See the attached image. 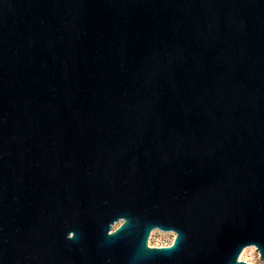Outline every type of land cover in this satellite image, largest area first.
Returning <instances> with one entry per match:
<instances>
[{
	"label": "water",
	"instance_id": "95a60500",
	"mask_svg": "<svg viewBox=\"0 0 264 264\" xmlns=\"http://www.w3.org/2000/svg\"><path fill=\"white\" fill-rule=\"evenodd\" d=\"M249 245L264 258V0H0V264Z\"/></svg>",
	"mask_w": 264,
	"mask_h": 264
},
{
	"label": "rangeland",
	"instance_id": "374dc122",
	"mask_svg": "<svg viewBox=\"0 0 264 264\" xmlns=\"http://www.w3.org/2000/svg\"><path fill=\"white\" fill-rule=\"evenodd\" d=\"M171 234H172L171 232L163 231L159 229L152 230L148 242L152 246L168 244L172 239ZM239 258L244 259L250 262L251 264H264V258L260 256L259 251L256 249V246L254 245L246 246L241 252Z\"/></svg>",
	"mask_w": 264,
	"mask_h": 264
},
{
	"label": "flooded vegetation",
	"instance_id": "af4514ba",
	"mask_svg": "<svg viewBox=\"0 0 264 264\" xmlns=\"http://www.w3.org/2000/svg\"><path fill=\"white\" fill-rule=\"evenodd\" d=\"M171 233H172V232H171ZM171 235H172V239H171V241H170L169 243H171L172 240H173V238H174V234L172 233ZM169 243H168V244H169Z\"/></svg>",
	"mask_w": 264,
	"mask_h": 264
},
{
	"label": "bare ground",
	"instance_id": "6f19581e",
	"mask_svg": "<svg viewBox=\"0 0 264 264\" xmlns=\"http://www.w3.org/2000/svg\"><path fill=\"white\" fill-rule=\"evenodd\" d=\"M246 249H247V248H246ZM246 249H245V250H246Z\"/></svg>",
	"mask_w": 264,
	"mask_h": 264
},
{
	"label": "built area",
	"instance_id": "2783aa9c",
	"mask_svg": "<svg viewBox=\"0 0 264 264\" xmlns=\"http://www.w3.org/2000/svg\"><path fill=\"white\" fill-rule=\"evenodd\" d=\"M151 245V244H150Z\"/></svg>",
	"mask_w": 264,
	"mask_h": 264
}]
</instances>
